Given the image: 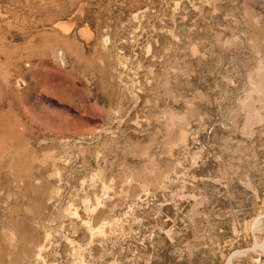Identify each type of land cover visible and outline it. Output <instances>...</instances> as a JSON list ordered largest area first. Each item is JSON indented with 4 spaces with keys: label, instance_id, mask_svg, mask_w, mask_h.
I'll return each instance as SVG.
<instances>
[{
    "label": "rangeland",
    "instance_id": "374dc122",
    "mask_svg": "<svg viewBox=\"0 0 264 264\" xmlns=\"http://www.w3.org/2000/svg\"><path fill=\"white\" fill-rule=\"evenodd\" d=\"M0 264H264V0H0Z\"/></svg>",
    "mask_w": 264,
    "mask_h": 264
}]
</instances>
